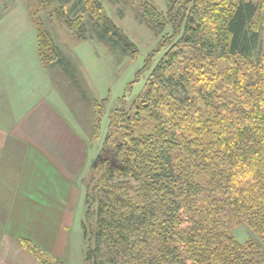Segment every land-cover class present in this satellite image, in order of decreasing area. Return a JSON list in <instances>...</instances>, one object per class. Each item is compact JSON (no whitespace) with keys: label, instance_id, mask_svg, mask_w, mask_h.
I'll use <instances>...</instances> for the list:
<instances>
[{"label":"trees","instance_id":"obj_1","mask_svg":"<svg viewBox=\"0 0 264 264\" xmlns=\"http://www.w3.org/2000/svg\"><path fill=\"white\" fill-rule=\"evenodd\" d=\"M117 1L153 32L152 56H162L142 98L111 116L90 167L84 262L264 264V0H169L165 13L152 0ZM79 3L102 39L136 53L98 1ZM37 25L43 65L65 67ZM241 226L245 242L232 233ZM18 241L40 264L58 263Z\"/></svg>","mask_w":264,"mask_h":264},{"label":"crops","instance_id":"obj_2","mask_svg":"<svg viewBox=\"0 0 264 264\" xmlns=\"http://www.w3.org/2000/svg\"><path fill=\"white\" fill-rule=\"evenodd\" d=\"M15 39L0 33V264H40L18 239L64 256L81 201L74 180L86 148L38 47L32 54L13 45Z\"/></svg>","mask_w":264,"mask_h":264},{"label":"rangeland","instance_id":"obj_3","mask_svg":"<svg viewBox=\"0 0 264 264\" xmlns=\"http://www.w3.org/2000/svg\"><path fill=\"white\" fill-rule=\"evenodd\" d=\"M96 1L102 5V14L136 44V53H125L121 46L102 39L99 34L101 25H98L93 10L84 13V5L77 4V0H0V33L3 36H14L13 45L37 53L39 22L68 64H65L67 69L57 61L45 67L40 59L41 66L50 74L59 92L61 105L57 100L58 104L69 115L86 148L85 165L74 180L79 185L81 201L64 256L56 258L52 255L57 264H86L81 223L85 214L87 184L91 179L90 167L104 150L111 116L119 108L130 111L132 105L142 98L147 90V80L162 56L158 53L152 56L160 50L158 41L133 10L117 0ZM152 1L162 12L167 11L169 0ZM67 20L74 26L68 25ZM7 22L8 28L4 27ZM147 57L150 68L144 70ZM36 62L34 55L35 66ZM41 75L44 76V72ZM232 233L239 242L249 238L245 226L235 228Z\"/></svg>","mask_w":264,"mask_h":264}]
</instances>
